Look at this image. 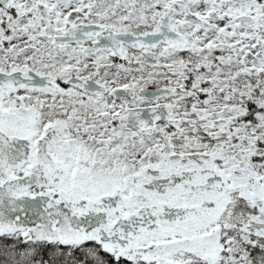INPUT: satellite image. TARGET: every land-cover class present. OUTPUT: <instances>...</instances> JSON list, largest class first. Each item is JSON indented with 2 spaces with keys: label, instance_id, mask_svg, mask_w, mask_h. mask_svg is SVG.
Masks as SVG:
<instances>
[{
  "label": "snow or ice",
  "instance_id": "1",
  "mask_svg": "<svg viewBox=\"0 0 264 264\" xmlns=\"http://www.w3.org/2000/svg\"><path fill=\"white\" fill-rule=\"evenodd\" d=\"M0 264H264V0H0Z\"/></svg>",
  "mask_w": 264,
  "mask_h": 264
}]
</instances>
